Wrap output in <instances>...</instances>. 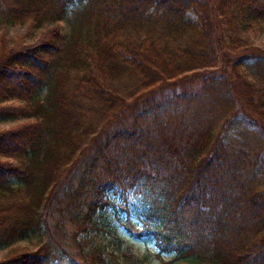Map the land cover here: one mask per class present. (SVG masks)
I'll use <instances>...</instances> for the list:
<instances>
[{
    "label": "trees",
    "instance_id": "1",
    "mask_svg": "<svg viewBox=\"0 0 264 264\" xmlns=\"http://www.w3.org/2000/svg\"><path fill=\"white\" fill-rule=\"evenodd\" d=\"M0 18L51 24L0 32V122L22 120L0 130V249L40 241L0 264L112 263L89 237L110 208L160 264H264V50L242 35L264 0H0ZM224 33L242 53L201 73Z\"/></svg>",
    "mask_w": 264,
    "mask_h": 264
},
{
    "label": "rangeland",
    "instance_id": "2",
    "mask_svg": "<svg viewBox=\"0 0 264 264\" xmlns=\"http://www.w3.org/2000/svg\"><path fill=\"white\" fill-rule=\"evenodd\" d=\"M8 20V19H5ZM61 26H63L64 33L68 30V23L66 21L61 22ZM51 27L50 23H46L45 27L38 29L35 33L29 31V35L27 36L28 27L26 25H13L10 22L3 21L0 18V32H5L11 40L18 41L21 38L25 39V41H31L35 35H38L44 28ZM219 29V28H218ZM224 32V28L222 29ZM38 33V34H37ZM228 34L224 33L221 42L215 44V50L218 55V62L217 66L212 68H205L199 70L201 73H218L222 67H226L227 71L231 70V63L234 60L235 55H240L242 51L240 48L235 52L231 51L228 47ZM243 37H245L247 45H250V51H259L261 49L264 50V30L261 32L253 33L252 31H244L242 33ZM238 71L240 73L245 74L250 79L253 78L247 71L244 66H238ZM22 120L15 119V120H8L4 122H0V130L9 128L16 123L21 122ZM253 131L254 135H257V131L250 129ZM232 134V138L235 141L243 143L240 140H243V136L240 134L241 130L230 131ZM229 132V133H230ZM236 134V136H234ZM246 141V140H245ZM250 142L249 145H253L257 147L258 139L254 137L248 140ZM261 184L264 188V165L261 169ZM131 208V207H130ZM107 219L100 220L99 222V229L92 230L89 232V237L93 240L94 243L101 244L105 247V252L113 251L117 255L116 258L112 260L110 264H160V262L155 257V248L151 244V242L144 236V237H137L132 230H137L136 222L137 220L134 218L132 212H127L124 209L120 208L116 211H112L110 208L109 212L106 214ZM101 223V224H100ZM135 224V225H134ZM68 229H70L67 226ZM130 229V230H129ZM67 231V230H66ZM136 233V232H135ZM113 238H119L120 243H116L113 241ZM62 245H65L67 249L74 250V244L65 237L60 242ZM40 244L38 237H31L30 239H25L19 241L13 245L9 249L3 248L0 249V260L4 259L10 250H13L18 247L27 248L29 250L36 249ZM122 252H129L131 256H125ZM164 260H169L171 257L168 255L163 256ZM171 264H202L198 263L193 260L189 259H180Z\"/></svg>",
    "mask_w": 264,
    "mask_h": 264
}]
</instances>
